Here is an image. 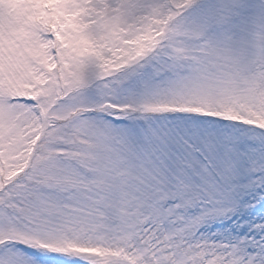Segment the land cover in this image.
<instances>
[{
	"label": "snow or ice",
	"instance_id": "1",
	"mask_svg": "<svg viewBox=\"0 0 264 264\" xmlns=\"http://www.w3.org/2000/svg\"><path fill=\"white\" fill-rule=\"evenodd\" d=\"M0 264H264V0H0Z\"/></svg>",
	"mask_w": 264,
	"mask_h": 264
}]
</instances>
